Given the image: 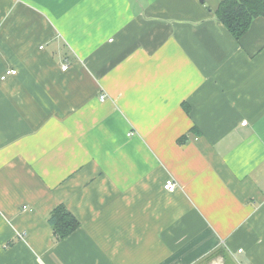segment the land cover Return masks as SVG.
<instances>
[{
	"label": "crops",
	"instance_id": "1",
	"mask_svg": "<svg viewBox=\"0 0 264 264\" xmlns=\"http://www.w3.org/2000/svg\"><path fill=\"white\" fill-rule=\"evenodd\" d=\"M222 1L0 0V264H264V17Z\"/></svg>",
	"mask_w": 264,
	"mask_h": 264
},
{
	"label": "trees",
	"instance_id": "2",
	"mask_svg": "<svg viewBox=\"0 0 264 264\" xmlns=\"http://www.w3.org/2000/svg\"><path fill=\"white\" fill-rule=\"evenodd\" d=\"M216 17L239 40L256 18L264 17V0H224L216 11ZM48 222L56 240L65 239L80 227L78 220L64 206L56 208Z\"/></svg>",
	"mask_w": 264,
	"mask_h": 264
},
{
	"label": "built area",
	"instance_id": "3",
	"mask_svg": "<svg viewBox=\"0 0 264 264\" xmlns=\"http://www.w3.org/2000/svg\"><path fill=\"white\" fill-rule=\"evenodd\" d=\"M69 68L68 64H65L63 66V70L67 71ZM17 74L16 70H8L5 72V74H3V76L1 77V80H5L8 76H14ZM107 96L105 94H102L100 96V100L104 101L106 100ZM247 125V121L242 122V126H246ZM178 187V184L173 180V179H169L166 181L165 185H164V189L167 191H175ZM239 252H242V250H239Z\"/></svg>",
	"mask_w": 264,
	"mask_h": 264
},
{
	"label": "rangeland",
	"instance_id": "4",
	"mask_svg": "<svg viewBox=\"0 0 264 264\" xmlns=\"http://www.w3.org/2000/svg\"><path fill=\"white\" fill-rule=\"evenodd\" d=\"M240 261H241V260H240ZM218 263H219V264H233V263H230V262H228V263H227V262H224V263H223V261H221V260H220ZM218 263H217V264H218ZM205 264H215V263H214V262H213V263H212V262H211V263L209 262V263H205ZM234 264H240V263H239L237 260H235V261H234Z\"/></svg>",
	"mask_w": 264,
	"mask_h": 264
}]
</instances>
